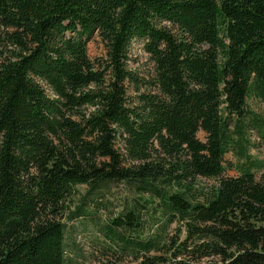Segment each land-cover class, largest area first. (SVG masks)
<instances>
[{
    "label": "trees",
    "instance_id": "obj_1",
    "mask_svg": "<svg viewBox=\"0 0 264 264\" xmlns=\"http://www.w3.org/2000/svg\"><path fill=\"white\" fill-rule=\"evenodd\" d=\"M132 40L154 63L137 104ZM253 89L264 0H0V264H65L64 215L114 183L131 195L101 227L106 264H264L261 164L223 175Z\"/></svg>",
    "mask_w": 264,
    "mask_h": 264
},
{
    "label": "rangeland",
    "instance_id": "obj_2",
    "mask_svg": "<svg viewBox=\"0 0 264 264\" xmlns=\"http://www.w3.org/2000/svg\"><path fill=\"white\" fill-rule=\"evenodd\" d=\"M87 52L92 60L105 57V46L98 34H95L87 43ZM127 67L138 78L127 83V97L132 104H137L141 93L153 90L150 80L154 74V63L145 52L140 40H132L127 59ZM246 113L243 117L232 116L230 131L232 144L224 155L225 176L238 174L236 165L256 162L261 165L254 169L257 177L264 172V100L253 89L246 98ZM198 138L205 139V133L199 131ZM117 147L120 144L117 143ZM248 155V157H247ZM214 179L197 178L193 181L196 193H205L212 185ZM78 194L74 196L75 203L78 197L87 190L86 185L76 187ZM102 202L97 204L95 198L85 201L84 209L89 211L81 218L69 219L63 217L65 223V264H106L107 250L103 248L105 241L101 227L106 223L108 216L116 214L123 203V199L131 195V191L121 184L114 183L101 192ZM88 196V195H87ZM170 227V233L173 232Z\"/></svg>",
    "mask_w": 264,
    "mask_h": 264
}]
</instances>
